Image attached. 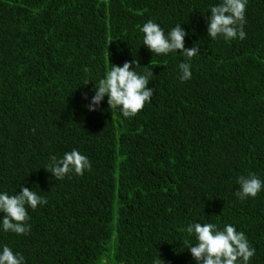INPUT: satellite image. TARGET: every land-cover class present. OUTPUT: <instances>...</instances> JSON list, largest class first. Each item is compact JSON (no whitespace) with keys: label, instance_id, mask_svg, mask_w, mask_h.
<instances>
[{"label":"trees","instance_id":"obj_1","mask_svg":"<svg viewBox=\"0 0 264 264\" xmlns=\"http://www.w3.org/2000/svg\"><path fill=\"white\" fill-rule=\"evenodd\" d=\"M219 3L0 0V194L22 186L47 199L27 209L30 232L0 225V252L24 264H196L186 228L212 223L242 232L248 264H264V186L234 195L241 175L264 185V0H247L244 40L207 36ZM149 20L166 36L180 24L200 53L152 54L140 31ZM134 58L138 74L152 68L151 101L130 118L107 97L89 111L110 65ZM72 150L91 169L54 180L49 158Z\"/></svg>","mask_w":264,"mask_h":264},{"label":"clouds","instance_id":"obj_2","mask_svg":"<svg viewBox=\"0 0 264 264\" xmlns=\"http://www.w3.org/2000/svg\"><path fill=\"white\" fill-rule=\"evenodd\" d=\"M247 0H221L216 6L210 8V17L207 19V36L212 40L222 37L225 41L246 38L243 30ZM143 33V46L152 54H168L180 51L189 60L200 53V49L194 45L190 49L184 46L185 31L180 24L176 25L165 35L163 29L151 20L140 29ZM139 60L134 58L131 62H125L123 66L110 65L106 76L99 80L95 94L91 98L87 108L96 111L101 102L107 97L108 109L119 111L124 118L134 117L141 111L145 102H150L153 96V88H149L150 78L153 77L152 68L143 67V75L136 71ZM178 69L181 73V82L191 78L190 64L180 63ZM85 72L90 71L88 68ZM88 84V83H87ZM86 84V85H87ZM46 171L51 173L54 180H61L69 173L83 175L85 170L91 169L88 158L77 150L67 152L60 159L56 156L49 158ZM237 183L239 190L234 193L241 201L246 198H255L261 191L262 182L254 174L247 177L241 175ZM47 204L45 197L39 196L33 190L20 187L17 194H0V225L4 232H12L23 235L31 230L26 222L29 219L27 209L35 210L38 205ZM187 233L194 234L197 243L189 246L188 251L196 264H248L253 257L255 249L251 248L242 232H237L232 225H225L223 230L216 224L200 223L189 224ZM0 264H24V258L14 253L8 246H3L0 252ZM155 264H164L157 258Z\"/></svg>","mask_w":264,"mask_h":264}]
</instances>
